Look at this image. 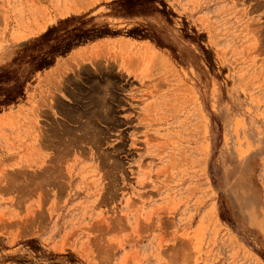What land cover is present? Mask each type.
Wrapping results in <instances>:
<instances>
[{
  "label": "rangeland",
  "instance_id": "obj_1",
  "mask_svg": "<svg viewBox=\"0 0 264 264\" xmlns=\"http://www.w3.org/2000/svg\"><path fill=\"white\" fill-rule=\"evenodd\" d=\"M111 1L0 0V66L70 16L119 32L0 111V264H264V0Z\"/></svg>",
  "mask_w": 264,
  "mask_h": 264
},
{
  "label": "trees",
  "instance_id": "obj_2",
  "mask_svg": "<svg viewBox=\"0 0 264 264\" xmlns=\"http://www.w3.org/2000/svg\"><path fill=\"white\" fill-rule=\"evenodd\" d=\"M108 7L111 16L123 19L154 14L169 18L173 15L163 0H113ZM85 17L70 16L59 20L55 26L27 44L9 64L0 66V111L23 101L26 87L32 83L34 76L51 68L58 57H64L87 43L119 35V32L112 31L107 25L95 24L85 28L92 20H85ZM69 27L71 29L67 30ZM60 31H64V34H57ZM125 34L132 39L148 40L158 48H166L157 33L148 27L135 26ZM34 49L38 52L28 53ZM260 256L264 260L263 255Z\"/></svg>",
  "mask_w": 264,
  "mask_h": 264
},
{
  "label": "bare ground",
  "instance_id": "obj_3",
  "mask_svg": "<svg viewBox=\"0 0 264 264\" xmlns=\"http://www.w3.org/2000/svg\"><path fill=\"white\" fill-rule=\"evenodd\" d=\"M146 51H147V50H146ZM70 60H71V61H74V60H75V58H74V57H71V58H70Z\"/></svg>",
  "mask_w": 264,
  "mask_h": 264
}]
</instances>
